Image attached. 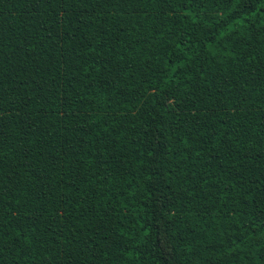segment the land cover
Masks as SVG:
<instances>
[{"label":"trees","instance_id":"obj_1","mask_svg":"<svg viewBox=\"0 0 264 264\" xmlns=\"http://www.w3.org/2000/svg\"><path fill=\"white\" fill-rule=\"evenodd\" d=\"M0 264H264V0H0Z\"/></svg>","mask_w":264,"mask_h":264}]
</instances>
